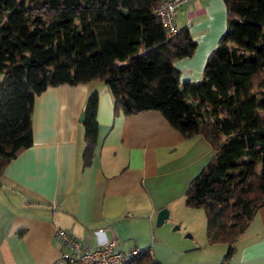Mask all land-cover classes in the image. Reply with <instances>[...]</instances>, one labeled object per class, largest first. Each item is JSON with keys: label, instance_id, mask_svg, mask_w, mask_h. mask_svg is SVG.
I'll return each instance as SVG.
<instances>
[{"label": "trees", "instance_id": "trees-1", "mask_svg": "<svg viewBox=\"0 0 264 264\" xmlns=\"http://www.w3.org/2000/svg\"><path fill=\"white\" fill-rule=\"evenodd\" d=\"M159 2L0 0V176L33 143L35 95L103 83L114 116L155 110L183 137L199 134L209 145L183 202L203 211L207 241L227 245L225 261L264 205V0H223L226 30L197 81H182L174 65L196 42L188 26L166 34L154 15ZM97 98L91 92L82 109L83 166L99 145Z\"/></svg>", "mask_w": 264, "mask_h": 264}, {"label": "crops", "instance_id": "crops-1", "mask_svg": "<svg viewBox=\"0 0 264 264\" xmlns=\"http://www.w3.org/2000/svg\"><path fill=\"white\" fill-rule=\"evenodd\" d=\"M175 20L188 26L197 46L174 65L182 81L200 80L226 30L225 4L191 0L178 7ZM93 91L99 145L83 166L79 118ZM31 128L32 145L0 176V264H66L59 258L58 228L88 248L107 238L120 250L149 247L159 264H264V205L225 261L227 245L207 241L203 211L184 206L187 183L211 155L199 134L183 137L155 110L114 116L111 93L97 81L48 86L35 95ZM163 207L187 234L156 229Z\"/></svg>", "mask_w": 264, "mask_h": 264}, {"label": "built area", "instance_id": "built-area-1", "mask_svg": "<svg viewBox=\"0 0 264 264\" xmlns=\"http://www.w3.org/2000/svg\"><path fill=\"white\" fill-rule=\"evenodd\" d=\"M191 0H160L154 8L157 16L168 36H172L179 29L176 23L178 7ZM55 236L59 243V258L66 264H147L144 255L151 254L149 247L132 246L127 250H120L114 238H107L100 245L84 247L69 229L58 228Z\"/></svg>", "mask_w": 264, "mask_h": 264}, {"label": "rangeland", "instance_id": "rangeland-1", "mask_svg": "<svg viewBox=\"0 0 264 264\" xmlns=\"http://www.w3.org/2000/svg\"><path fill=\"white\" fill-rule=\"evenodd\" d=\"M155 226H156V229H158L159 231H165L169 235H175V233L185 235L188 233V231H184V229H185L184 226L180 227L179 222L172 223V220H170V219H166L161 225L155 224ZM201 230H204V229L202 228ZM127 242H129V241H127Z\"/></svg>", "mask_w": 264, "mask_h": 264}, {"label": "water", "instance_id": "water-1", "mask_svg": "<svg viewBox=\"0 0 264 264\" xmlns=\"http://www.w3.org/2000/svg\"><path fill=\"white\" fill-rule=\"evenodd\" d=\"M79 120L81 122H83V120H84V113L83 112L81 113ZM168 216H169L168 208L163 207V208L159 209V211H158V213L156 215L155 224L156 225H161L168 218Z\"/></svg>", "mask_w": 264, "mask_h": 264}]
</instances>
